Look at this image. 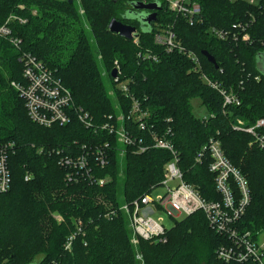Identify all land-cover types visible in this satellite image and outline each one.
I'll use <instances>...</instances> for the list:
<instances>
[{"label":"trees","instance_id":"16d2710c","mask_svg":"<svg viewBox=\"0 0 264 264\" xmlns=\"http://www.w3.org/2000/svg\"><path fill=\"white\" fill-rule=\"evenodd\" d=\"M141 1L161 4L147 33L137 20L127 18V12L134 11L132 4ZM193 1L201 5L203 13L202 21L190 26L186 19L168 12L164 0H80L79 5L70 0H0V24L12 14L27 20L24 25L12 24L21 49L0 38V145L15 144L8 157L11 187L0 193V264H140L135 258L137 250L144 264H234L216 257L217 249L228 242L210 228L202 213L177 220L164 242L141 240L138 249L131 245L128 217L119 209L160 185L171 155L157 149L137 154V147L132 146L120 158L116 138L104 130L94 133L85 129L76 116L66 126L42 128L34 124L12 86L23 82L19 61L23 51L59 77L95 125H102L111 115H128L131 98L138 101L149 115V131L141 132L134 122L126 126L149 145L152 131L170 129L183 179L203 199L220 201V196L208 169L210 160L196 164L195 158L209 139L220 141L225 156L250 186L251 202L240 227L264 234V150L234 126L237 119L252 125L264 118V76L256 63L258 55H264V0L257 4ZM113 19L138 29L139 46L109 32ZM171 24L185 49L198 56L205 75L212 83L237 93L240 106L224 109V99L194 72L187 56L177 51L166 54L155 46L157 26ZM234 25L245 27L248 41H224L210 35L214 27L233 34L237 31ZM146 50L159 57L158 62L138 58ZM203 51L213 56L216 69ZM115 63L122 72L121 80H130V95L120 92L111 77ZM194 98L215 118L207 122L198 119L192 112ZM104 141L112 146L110 162L95 169L98 180L109 179L103 186L84 180L68 183L58 158L48 153ZM27 175L31 176L28 181ZM112 212L117 214L105 216ZM74 234L68 251L65 243Z\"/></svg>","mask_w":264,"mask_h":264},{"label":"built area","instance_id":"2783aa9c","mask_svg":"<svg viewBox=\"0 0 264 264\" xmlns=\"http://www.w3.org/2000/svg\"><path fill=\"white\" fill-rule=\"evenodd\" d=\"M167 10L177 16L186 19L190 26L199 24L202 21L201 5L193 0H164ZM253 1V0H252ZM78 5L80 0H72ZM84 11L80 9V15ZM26 24L27 20L15 14L7 17L3 24H0V38L7 40L12 46L21 49V40L14 37L12 24ZM174 25V24H173ZM173 25L163 27L157 26L154 34L153 43L161 47L166 54L174 51L187 56L193 64L194 72L201 75L202 80L213 90H217L224 99L223 107L240 106L241 99L233 90H225L218 83H212L202 70L198 56L188 51L180 42ZM233 34H228L216 27L211 28L210 35L220 40L248 41L249 37L245 32V27L234 25ZM133 42L139 46L138 38ZM22 52V50H21ZM138 58L143 60H153L158 62L159 57L150 50L138 54ZM19 61L22 63L23 82L12 83L13 88L18 90L20 97L26 107L28 119L42 128H52L55 126H66L73 120V116L78 117L85 129L94 133L104 130L109 135L116 138L120 145L117 148L120 158H123L126 148L137 147V154H144L150 149L167 151L172 160L164 166V179L158 186L150 188L148 193L140 196L130 204L120 207L119 211L128 217L129 229L132 231L131 245L136 249L141 240L154 243L164 242L169 227L166 226L167 220L170 223L181 218L192 217L196 213H202L208 221V225L219 236L223 237L226 244L221 245L216 251L219 261L225 263L240 264H264V234L246 232L240 227V221L246 213L251 202L250 186L246 178L237 170L225 156L221 142L214 138L209 139L208 143L197 153L196 164H201L209 159V171L214 175L216 192L220 196V201L203 199L193 185H188L183 179V172L180 170V157L178 150L173 143L171 130L164 133L152 131L149 135L150 143L147 139H142L133 133L126 126L130 122L137 124L141 132L149 131L147 112L142 111L138 101L131 98L132 107L128 115L122 113L116 117L110 116L102 125H95L93 118L89 116L81 107L74 102L73 94L67 89L59 77L50 70L46 64L36 60L30 53L22 52ZM118 76L114 82L116 87L125 95H130L129 81H122V72L119 64L115 63ZM114 94V92H113ZM213 114H208L202 122L214 119ZM235 129L249 134L253 144L260 150H264V118H260L252 125H245L241 119H237L234 124ZM112 146L108 141L103 143L83 144L78 148L64 147L60 149L48 150L49 154H55L58 164L66 172V181L75 183L84 180L88 184L103 186L109 179L98 180L95 169H103L109 165V155ZM15 150L14 143H3L0 145V193L10 190L12 177H10L8 157ZM67 150V151H66ZM41 152V151H40ZM31 176L27 175L26 181ZM164 189L162 195L156 194L158 189ZM165 212L166 217L155 215ZM112 212L107 217L115 216ZM81 222H77V232L81 231ZM76 235L68 238L65 249L71 251L72 242ZM136 259L140 264H144L142 254L137 250Z\"/></svg>","mask_w":264,"mask_h":264},{"label":"water","instance_id":"95a60500","mask_svg":"<svg viewBox=\"0 0 264 264\" xmlns=\"http://www.w3.org/2000/svg\"><path fill=\"white\" fill-rule=\"evenodd\" d=\"M70 2L73 3L72 0H70ZM132 9L134 11L127 12V18L137 20L141 29L147 33L150 32L151 25L157 20V12L161 10V4L157 1L154 3H145L141 1L133 3ZM108 30L110 33L116 34L125 40H133L139 37L138 29H136L135 26L123 24L116 19H113V21L110 22ZM202 55H204L207 60L214 65L215 69L217 68L216 61L212 55L206 51H203ZM256 63L261 75L264 76V55H258ZM111 73L112 79L115 80L118 76L117 69L115 68Z\"/></svg>","mask_w":264,"mask_h":264},{"label":"rangeland","instance_id":"374dc122","mask_svg":"<svg viewBox=\"0 0 264 264\" xmlns=\"http://www.w3.org/2000/svg\"><path fill=\"white\" fill-rule=\"evenodd\" d=\"M245 1H247V2H251L252 0H245ZM259 1L260 0H253L252 2L253 3H255V4H257V3H259ZM23 7V6H22ZM80 7V6H79ZM79 14H80V11H79ZM10 16V15H9ZM8 16V17H9ZM87 27V26H86ZM104 72V71H103ZM102 72V73H103ZM115 83V82H114ZM109 95L111 96V97H113V95H115V94H113V90L112 89H110V91H109ZM114 101V100H113ZM117 101H114V104H115V106H117ZM192 108H193V113H194V115L198 118V119H201V120H203V118H205V117H207L208 116V113L206 112V109H205V107L202 105V102H201V100L200 99H198V98H194L193 100H192ZM164 192V189L162 188V189H158V191L156 192V194H158V195H162V193ZM56 217L57 218H59L57 215H56ZM155 217L156 218H158V217H166V215H165V212H163V213H158V214H156L155 215ZM167 218V217H166ZM181 219H183V218H181ZM180 220V219H179ZM177 221H174V222H172V223H170V220H167V222H166V226H168L169 227V229L176 223ZM67 242V241H66ZM66 244V243H65ZM136 258V257H135Z\"/></svg>","mask_w":264,"mask_h":264}]
</instances>
